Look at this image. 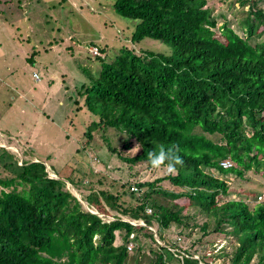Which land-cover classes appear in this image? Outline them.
Listing matches in <instances>:
<instances>
[{
  "label": "trees",
  "instance_id": "16d2710c",
  "mask_svg": "<svg viewBox=\"0 0 264 264\" xmlns=\"http://www.w3.org/2000/svg\"><path fill=\"white\" fill-rule=\"evenodd\" d=\"M238 1L242 16L235 26L218 27L219 38L208 0H115L117 13L137 22L133 47L99 59V70L82 85L83 109L93 116L86 144L96 128L113 152L114 142L140 146L132 157L118 154L127 163L151 166L148 154L163 149L183 164L135 182V190L126 184L112 190L101 180L94 187L92 169L52 177L45 160H20L0 147V264H209L205 254L178 250L166 235L172 228L179 235L198 228L201 239L231 237V251L220 250L228 264H264V201L217 200L228 193L227 175L243 178L255 170L264 176V8ZM145 38L172 51L138 48ZM165 179L181 190L162 188ZM67 182L89 189L82 197L88 206L105 215L115 211L112 218L84 208Z\"/></svg>",
  "mask_w": 264,
  "mask_h": 264
},
{
  "label": "rangeland",
  "instance_id": "374dc122",
  "mask_svg": "<svg viewBox=\"0 0 264 264\" xmlns=\"http://www.w3.org/2000/svg\"><path fill=\"white\" fill-rule=\"evenodd\" d=\"M255 1L264 8V0ZM114 2L0 0V147L14 152L20 160H45L52 177H58L55 172L60 171L67 176L71 169L74 175L79 171L85 176V172L92 169L94 187H100L97 181L101 180L112 190H116L114 185L122 184L126 187L132 185L135 190V182L166 176V166L153 168L147 162L130 164L123 161L118 154L132 157L139 153L140 146L133 141L130 148L125 149L114 142L116 152H113L100 136L102 131L96 128L90 129L91 138L86 144L88 136L85 131L93 116L83 109L85 95L80 94L89 76L99 70V59L108 61L123 45L133 47L129 38L137 22L120 16L114 9ZM206 6L218 18L215 33L219 38L222 37L218 27L225 22H232L235 26L242 16L238 0H208ZM55 38L59 41L54 42ZM91 42L104 51L98 47L100 54L91 53ZM136 44L142 49L172 51V46L159 40L145 38ZM33 72H38L40 79L36 80ZM110 131L106 134L111 139L113 129ZM71 159L72 162L68 163ZM226 179L228 193L217 196L218 201L246 198L250 205L264 201L261 171L249 170L243 178L229 174ZM87 180V177L83 178L84 183ZM160 186L171 191L181 190L167 179L161 181ZM67 187L84 208L98 212L82 198L89 189L82 186L78 189L69 182ZM2 189L0 185V191ZM183 198L177 201L183 203ZM113 213L115 211L99 215L111 219ZM156 226L155 223L150 228L155 230ZM177 231L172 228L166 235L170 241L177 242L178 250L183 252L189 248L196 258L205 254L209 264H228L220 257V252L221 249L231 251V237L212 233L201 239L198 228L192 233L184 230L181 235ZM154 236L158 240L157 235ZM199 238L202 246L197 242ZM147 241L149 245H155ZM158 243L164 242L160 240ZM131 246L129 243L128 248ZM145 252L150 255L149 249ZM170 264L177 263L171 261Z\"/></svg>",
  "mask_w": 264,
  "mask_h": 264
},
{
  "label": "clouds",
  "instance_id": "9594fccd",
  "mask_svg": "<svg viewBox=\"0 0 264 264\" xmlns=\"http://www.w3.org/2000/svg\"><path fill=\"white\" fill-rule=\"evenodd\" d=\"M148 156L153 168H159L166 164L167 172L170 174L177 170V165L183 164V160L177 155H172L171 150L161 149L159 152H150Z\"/></svg>",
  "mask_w": 264,
  "mask_h": 264
},
{
  "label": "built area",
  "instance_id": "2783aa9c",
  "mask_svg": "<svg viewBox=\"0 0 264 264\" xmlns=\"http://www.w3.org/2000/svg\"><path fill=\"white\" fill-rule=\"evenodd\" d=\"M91 53H93L94 55H98V54H100V50L98 49V47H96V46H92ZM33 77H34L36 80H38V79H39V75H38V73H34V74H33ZM227 163H228V161H224V162H223L224 165H227Z\"/></svg>",
  "mask_w": 264,
  "mask_h": 264
},
{
  "label": "crops",
  "instance_id": "0c3cea01",
  "mask_svg": "<svg viewBox=\"0 0 264 264\" xmlns=\"http://www.w3.org/2000/svg\"><path fill=\"white\" fill-rule=\"evenodd\" d=\"M1 11H2V10H1ZM2 12H3V11H2ZM34 73H38V72H33V74H34ZM39 76H40V75H39ZM39 79H40V77H39Z\"/></svg>",
  "mask_w": 264,
  "mask_h": 264
}]
</instances>
